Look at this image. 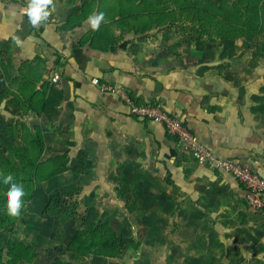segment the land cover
Instances as JSON below:
<instances>
[{"label": "crops", "instance_id": "0c3cea01", "mask_svg": "<svg viewBox=\"0 0 264 264\" xmlns=\"http://www.w3.org/2000/svg\"><path fill=\"white\" fill-rule=\"evenodd\" d=\"M25 3L0 0V136L55 173L36 182L8 237L28 244L41 227L59 237L71 222V237L81 229L79 214L44 213L51 187L97 210L143 264H264V210L245 187L93 82L159 103L215 155L264 175V34L200 41L173 0H52L48 26L32 31ZM101 12L93 31L88 17ZM82 259L109 262L73 264Z\"/></svg>", "mask_w": 264, "mask_h": 264}, {"label": "trees", "instance_id": "16d2710c", "mask_svg": "<svg viewBox=\"0 0 264 264\" xmlns=\"http://www.w3.org/2000/svg\"><path fill=\"white\" fill-rule=\"evenodd\" d=\"M173 3L179 6V16H188L185 20L192 21L193 25L190 29L200 41L203 36H209L211 40H214V37L231 40L264 34V0H220L219 2L173 0ZM42 151L43 147L40 144L39 152L42 154ZM37 158V156L33 157L27 146L18 140L8 142L0 136V174L11 176L13 181L20 183L26 191L24 207L20 216L16 218L9 217L4 212L3 200L0 196V229L9 232L14 230L17 220L29 208L34 197L36 182L55 173L52 171L45 174L39 170ZM44 213L64 219H75L78 215L75 208L67 204L61 205L60 195L57 196V194L52 195ZM98 217L97 210L92 209L91 213L84 218L81 229L68 245V250L73 253V261L66 264H73L78 257L93 255L113 257L122 254L118 233L109 222L97 221ZM7 247L6 256L3 251H0V264L36 262L38 253L33 247L11 238L8 239ZM59 264L65 263L59 260Z\"/></svg>", "mask_w": 264, "mask_h": 264}, {"label": "built area", "instance_id": "2783aa9c", "mask_svg": "<svg viewBox=\"0 0 264 264\" xmlns=\"http://www.w3.org/2000/svg\"><path fill=\"white\" fill-rule=\"evenodd\" d=\"M59 78L60 75L56 74L52 80L56 82ZM93 82L103 91L116 93L130 107L133 115L163 123L167 132L177 138L181 149L191 151L199 163L212 165L233 175L245 187L249 205L256 210H264V175L238 161L215 155L213 150L201 142L199 137L181 119L170 114L159 103L139 102L127 88L105 82L100 78H94Z\"/></svg>", "mask_w": 264, "mask_h": 264}, {"label": "rangeland", "instance_id": "374dc122", "mask_svg": "<svg viewBox=\"0 0 264 264\" xmlns=\"http://www.w3.org/2000/svg\"><path fill=\"white\" fill-rule=\"evenodd\" d=\"M187 18H188V16L187 17H181V19H183V20H185ZM189 21L192 23L191 20H189ZM177 26L179 27V25H177ZM178 27L175 30H179ZM190 28H191V26L189 25V28L186 29V30H188L187 33L188 34L191 33V34L195 35V33L192 32ZM43 190H44V188H43ZM45 192L48 195H50L52 193H53L52 195H55V194H57V196L60 195L61 205L67 204L70 207L75 208L77 210L78 214L80 215L79 223L83 224L84 218L87 217L92 211L91 208H88L87 205L82 204L81 201L77 202V199H71V197H69L67 194H65L63 192H58V191L55 192L54 190H52L51 187L46 188ZM52 195L50 196V199H51ZM103 218H105V217H103ZM100 219H101V216H99L97 218V221L98 220L100 221ZM101 220L104 221L103 219H101ZM60 223L64 224L66 222H64L63 220H60V222H58V220H57V225H55V227L56 226H59V227L62 226L64 228V225H61ZM74 223L75 222H71V224L73 226H74ZM73 226L69 227V229L65 233L66 235L64 237L57 236V234H55V231L50 232L49 226L47 229H44L43 227H41L39 232H38V236H34L31 239H29L30 241L27 244V245L33 247L38 253L37 257L35 258L36 262L35 263L21 262L19 264H59V260H61V262L65 263V264L71 263L73 261L72 260L73 259L72 258L73 253L68 250V245L70 244L71 240L73 239L72 237L75 236V235H73L71 237V235L69 233L70 231H73ZM20 232H21V230H20ZM46 232H48V233H46ZM58 232H59V230L57 231V233ZM40 234H43L41 236V238L39 236ZM8 236L9 235L6 233L5 229H4V232H3V229H0V251H3L5 256H6V253L8 251V247H7L8 239L11 238ZM11 239L16 240L14 238H11ZM118 239H119V244L122 247L121 250L123 252L120 255H116L113 257L109 256L108 257L109 262H92V261H85V259H82V260L78 261L77 264H94V263L95 264H143L144 263L143 262L144 259H142V258L139 259L138 261H135L134 260L135 252H129L127 250V248H124L127 246L126 244L128 242L124 244L125 239L123 237L121 238L119 236ZM17 241H20V240H17ZM132 241L134 242L135 240H132ZM6 259H8V258H6ZM95 260L100 261L101 259H99V260L94 259L93 261H95Z\"/></svg>", "mask_w": 264, "mask_h": 264}, {"label": "clouds", "instance_id": "9594fccd", "mask_svg": "<svg viewBox=\"0 0 264 264\" xmlns=\"http://www.w3.org/2000/svg\"><path fill=\"white\" fill-rule=\"evenodd\" d=\"M54 11L55 5L52 0H26L22 9L24 20L32 31L48 26L50 15ZM104 21L103 12L88 17V23L93 31L99 30ZM0 196H2L4 212L12 218L20 216L26 197L24 187L14 182L11 176L0 174Z\"/></svg>", "mask_w": 264, "mask_h": 264}]
</instances>
